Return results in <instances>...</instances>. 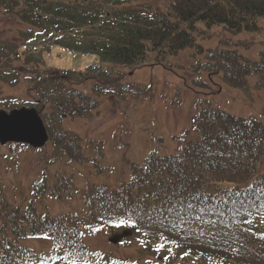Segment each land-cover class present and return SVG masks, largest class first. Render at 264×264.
I'll return each instance as SVG.
<instances>
[{"label":"trees","instance_id":"1","mask_svg":"<svg viewBox=\"0 0 264 264\" xmlns=\"http://www.w3.org/2000/svg\"><path fill=\"white\" fill-rule=\"evenodd\" d=\"M1 15L26 27H15L16 41L0 25V78L15 83L29 74L56 152L80 162L86 157L82 140L102 141L65 129L63 117L91 112L101 94L144 96L149 90V84L125 80L129 72L117 65L162 64L167 55L196 44V32L210 35L215 24L233 32L257 28L264 0H0ZM41 36L97 53L94 73L45 69L37 49L50 41H34ZM224 43L230 45L229 39L206 52L224 79L245 86L247 76L257 74L264 86V61ZM35 54L39 59L31 60ZM29 61L38 66L29 67ZM88 81L90 90L76 86ZM175 138L177 152L153 149L142 162H130L131 176L119 186H87L78 211L52 215L36 203L47 193L70 195L71 174L53 184L47 176L35 181L26 207L7 199L0 175V264H264V122L201 101L191 126ZM103 226L132 229L150 256L119 259L90 248L84 232ZM28 237H48L53 247L45 252L18 242Z\"/></svg>","mask_w":264,"mask_h":264},{"label":"rangeland","instance_id":"2","mask_svg":"<svg viewBox=\"0 0 264 264\" xmlns=\"http://www.w3.org/2000/svg\"><path fill=\"white\" fill-rule=\"evenodd\" d=\"M0 23L5 27V36L10 39L16 37V41L20 37L15 27H26L24 23L13 21L11 24V19L3 15ZM258 25L257 28L233 32L222 24H215L209 28L210 35L196 32V44L167 55L162 64L117 65V68L129 72L125 80L149 84V90L144 96L101 94L100 104L91 112L63 118L65 129L77 132L83 138L102 141L98 146L82 140L86 157L80 162L56 152L52 140L41 147L0 143V175L7 199L26 207L34 196L35 181L47 176L48 183L53 184L65 173L71 174L73 180L70 195L64 193L59 197L47 193L42 200L36 201L37 206L42 212L52 215L82 209L85 206L83 191L87 186L101 183L117 187L130 178V162H142L153 149L161 154L177 152L179 142L175 135L191 126L192 115L201 101L209 100L212 105L229 112L258 117L264 122V86L258 84V75H248L245 86L232 85L224 79L221 70L215 69L213 60L206 54L208 48L227 38L230 45L224 43L226 47L236 48L246 57L264 61V15L258 18ZM199 26L208 29L202 21ZM45 36L34 40L37 43L50 41L37 49L45 69H76L81 73H94L93 66L99 61L97 53L59 40L44 39ZM23 49L25 45L19 48ZM35 59H39L38 54L31 57V60ZM17 61L13 62L14 65ZM32 64L38 66L36 62L29 61V67ZM30 74L34 73L31 71ZM34 82H31L29 74L23 73L15 83L0 80V109L14 107L15 99L27 106L34 105L39 97L37 90L31 89ZM90 84L78 83L76 86L89 90ZM259 169L264 174V154L259 161ZM114 233L103 226L96 233L85 231L83 237L90 248L103 250L119 259L145 260L150 256L151 253L137 242L134 235H130L128 241L113 242L110 236ZM18 242L38 251L50 252L53 247L48 237H28ZM188 263L197 264L195 261Z\"/></svg>","mask_w":264,"mask_h":264},{"label":"water","instance_id":"3","mask_svg":"<svg viewBox=\"0 0 264 264\" xmlns=\"http://www.w3.org/2000/svg\"><path fill=\"white\" fill-rule=\"evenodd\" d=\"M49 139V133L42 116L34 106L15 107L0 110V142H24L33 147L43 146ZM131 232L125 229L114 233L110 240L120 241Z\"/></svg>","mask_w":264,"mask_h":264}]
</instances>
